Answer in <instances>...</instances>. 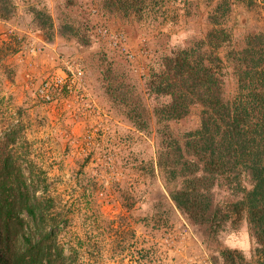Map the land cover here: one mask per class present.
<instances>
[{"label":"rangeland","instance_id":"rangeland-1","mask_svg":"<svg viewBox=\"0 0 264 264\" xmlns=\"http://www.w3.org/2000/svg\"><path fill=\"white\" fill-rule=\"evenodd\" d=\"M220 1L168 0L164 12L125 19L106 16L102 0H11L14 12L0 16V146L25 164L32 201L45 216L37 213L36 223L23 213L33 238L52 231L64 264H264L244 218L206 237L176 209L169 192L179 183L170 172L179 171L173 167L185 134L199 126L200 106L164 122L156 109L167 99L145 89L160 56L203 50L198 43ZM229 1L224 26L234 47L264 50V0ZM36 12L48 14L51 26L43 29ZM76 29L94 43L79 44ZM223 81L231 104L237 77L230 67Z\"/></svg>","mask_w":264,"mask_h":264},{"label":"trees","instance_id":"trees-1","mask_svg":"<svg viewBox=\"0 0 264 264\" xmlns=\"http://www.w3.org/2000/svg\"><path fill=\"white\" fill-rule=\"evenodd\" d=\"M167 1L102 0L101 8L106 16L141 18L161 11ZM7 4L0 6L4 19L14 12L11 0ZM230 10L231 2L221 0L209 15L210 29L198 43L208 50L177 48L160 56L148 69L145 89L167 99L156 109L164 122L182 120L193 105L200 106L199 126L185 134L181 161L173 167L179 171L170 172L179 183L169 192L176 209L200 225L206 237L216 236L221 223L244 218L255 243L264 250V50L239 51L234 47L224 26ZM35 18L43 29L52 24L48 14L36 12ZM75 33L81 45L91 46L95 41L89 34L80 36L78 29ZM226 67L237 77V93L231 104L222 96ZM138 116H129L136 127ZM162 128L166 133L167 124ZM23 165L6 145L0 146V264H64L53 232H41L39 238H33L25 222L23 213L36 223L37 213L42 220L45 216L32 201L34 194L28 189ZM159 165L167 172L165 163L159 161ZM222 190L226 195L219 199ZM19 240L21 250L16 249Z\"/></svg>","mask_w":264,"mask_h":264}]
</instances>
